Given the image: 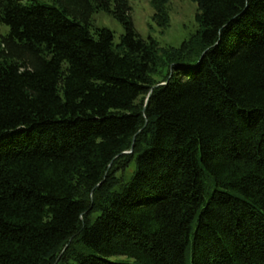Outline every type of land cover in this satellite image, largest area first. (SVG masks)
<instances>
[{"label": "trees", "instance_id": "16d2710c", "mask_svg": "<svg viewBox=\"0 0 264 264\" xmlns=\"http://www.w3.org/2000/svg\"><path fill=\"white\" fill-rule=\"evenodd\" d=\"M190 1L0 0V264H264V0Z\"/></svg>", "mask_w": 264, "mask_h": 264}, {"label": "rangeland", "instance_id": "374dc122", "mask_svg": "<svg viewBox=\"0 0 264 264\" xmlns=\"http://www.w3.org/2000/svg\"><path fill=\"white\" fill-rule=\"evenodd\" d=\"M37 1L44 4V0ZM109 1L111 9H113V0ZM150 1L127 0L129 17L134 29L142 39L145 40L150 37L160 47H178L182 41L195 32L194 17L197 7L194 2L190 0H167L169 21L167 28L163 29L157 27L151 20L154 10ZM91 23L95 28H106L112 31L115 42H118L120 36L124 33L120 22L112 14L105 11L95 12L91 17ZM7 31V27L0 25V35H5Z\"/></svg>", "mask_w": 264, "mask_h": 264}]
</instances>
